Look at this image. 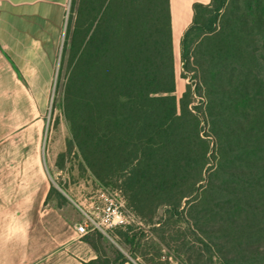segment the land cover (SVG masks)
<instances>
[{"label": "trees", "instance_id": "trees-1", "mask_svg": "<svg viewBox=\"0 0 264 264\" xmlns=\"http://www.w3.org/2000/svg\"><path fill=\"white\" fill-rule=\"evenodd\" d=\"M170 11V0H79L62 158L133 215L84 236L98 254L85 264H168L164 247L181 264H264V0L195 4L180 97Z\"/></svg>", "mask_w": 264, "mask_h": 264}, {"label": "crops", "instance_id": "crops-1", "mask_svg": "<svg viewBox=\"0 0 264 264\" xmlns=\"http://www.w3.org/2000/svg\"><path fill=\"white\" fill-rule=\"evenodd\" d=\"M210 1L170 0L172 36L181 38L195 4ZM70 3L0 0V167L27 169L11 175L0 169V264H85L98 257L77 231L82 217L46 203L52 184L40 154ZM23 151L34 161L23 160Z\"/></svg>", "mask_w": 264, "mask_h": 264}, {"label": "rangeland", "instance_id": "rangeland-1", "mask_svg": "<svg viewBox=\"0 0 264 264\" xmlns=\"http://www.w3.org/2000/svg\"><path fill=\"white\" fill-rule=\"evenodd\" d=\"M78 6L79 0H71L67 10L66 26L64 28V37L59 58V71L57 73L53 95L50 100V110L46 121V129L40 141V154L48 181L67 199L61 208H65L69 214L76 213L80 215L83 220L84 214L82 211L92 215L103 205V199L99 197V193L102 190L113 192L115 189L101 186V184L95 181L89 173L82 172L77 166L78 159L75 155L71 156L67 154L65 155L66 157L62 158V153L67 151L66 144L70 137L69 125L62 109V96L64 95V87L70 71V45L73 28L76 24V11ZM172 39L175 55V73L177 79L175 94L180 97L185 91L186 85L188 83L190 84V82L189 78L183 77L182 74L183 69L180 62V37L173 35ZM7 153L9 158V154H14V151H8ZM11 158L15 159L14 156L10 157V159ZM23 160L34 161V157L32 153L23 151ZM0 169L5 170L6 175H11L14 171L15 174H18L19 172L23 174L27 171V169L23 166L14 167L9 166L8 164L5 168L0 167ZM49 204L53 207H56L59 204V200L55 194L52 195V199ZM162 215L163 210L160 211V216ZM95 231L96 230H93L90 233L94 234ZM102 245L108 254L114 256L112 248L107 241H102ZM169 251L170 249L165 247L162 249L160 252V254H162L160 261H170L168 264H181L180 259L170 254Z\"/></svg>", "mask_w": 264, "mask_h": 264}, {"label": "built area", "instance_id": "built-area-1", "mask_svg": "<svg viewBox=\"0 0 264 264\" xmlns=\"http://www.w3.org/2000/svg\"><path fill=\"white\" fill-rule=\"evenodd\" d=\"M99 197L103 199V205L94 214L82 211L84 218L77 225L80 235H86L93 230L107 233V229L117 225L129 223L133 220L132 213L127 209L126 201L119 190L107 192L102 190Z\"/></svg>", "mask_w": 264, "mask_h": 264}]
</instances>
